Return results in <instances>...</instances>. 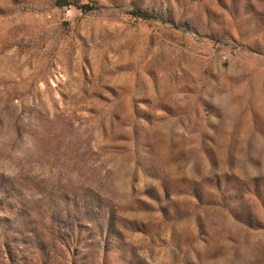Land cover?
Wrapping results in <instances>:
<instances>
[{
    "label": "rangeland",
    "instance_id": "374dc122",
    "mask_svg": "<svg viewBox=\"0 0 264 264\" xmlns=\"http://www.w3.org/2000/svg\"><path fill=\"white\" fill-rule=\"evenodd\" d=\"M0 264H264V0H0Z\"/></svg>",
    "mask_w": 264,
    "mask_h": 264
},
{
    "label": "trees",
    "instance_id": "16d2710c",
    "mask_svg": "<svg viewBox=\"0 0 264 264\" xmlns=\"http://www.w3.org/2000/svg\"><path fill=\"white\" fill-rule=\"evenodd\" d=\"M139 12H141V11H139ZM141 14H144V15H146V13H144V12H142Z\"/></svg>",
    "mask_w": 264,
    "mask_h": 264
}]
</instances>
